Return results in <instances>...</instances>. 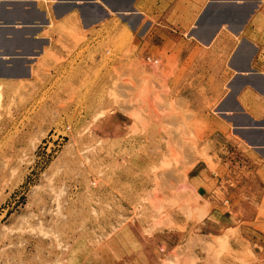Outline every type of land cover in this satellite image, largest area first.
<instances>
[{"label":"rangeland","instance_id":"obj_1","mask_svg":"<svg viewBox=\"0 0 264 264\" xmlns=\"http://www.w3.org/2000/svg\"><path fill=\"white\" fill-rule=\"evenodd\" d=\"M54 5L0 3V264H264V135L221 116L225 65L113 12L25 44Z\"/></svg>","mask_w":264,"mask_h":264},{"label":"crops","instance_id":"obj_2","mask_svg":"<svg viewBox=\"0 0 264 264\" xmlns=\"http://www.w3.org/2000/svg\"><path fill=\"white\" fill-rule=\"evenodd\" d=\"M54 2L56 16L52 23L46 10H39L35 6L37 12L41 13L44 24L37 28L31 25L13 26L14 31L23 32L21 37L25 44L40 40L46 46L59 48V45L51 44L52 41L58 42V33L90 35L99 30L104 31L107 23L115 16L113 13L121 18L122 23L128 22L129 18L134 19V24L126 23L133 32L142 29L143 32L157 34L172 33L167 37V42L159 41L157 47L164 46L165 42L169 47L171 43L175 47V44L182 42L184 64L198 66L200 80L202 75L207 74L209 65H225L223 73L227 76L224 74L223 78L226 90L219 104V110L224 113L221 116L227 122L241 125L240 129H249L258 135H264V127H250V124L264 120V0ZM193 52L195 57L188 61ZM22 59L29 60L28 55ZM6 63L4 67H10ZM217 121L221 123L220 120Z\"/></svg>","mask_w":264,"mask_h":264},{"label":"water","instance_id":"obj_3","mask_svg":"<svg viewBox=\"0 0 264 264\" xmlns=\"http://www.w3.org/2000/svg\"><path fill=\"white\" fill-rule=\"evenodd\" d=\"M9 1L10 0H0V3L1 2H9ZM16 1H19V2H34V0H16ZM3 9L7 10V9H5V7ZM0 26L4 27L3 24H1V23H0ZM32 52H34V51H32ZM13 57H15V56H9V57H6V58H3V56H0V60H9V59H12Z\"/></svg>","mask_w":264,"mask_h":264},{"label":"flooded vegetation","instance_id":"obj_4","mask_svg":"<svg viewBox=\"0 0 264 264\" xmlns=\"http://www.w3.org/2000/svg\"><path fill=\"white\" fill-rule=\"evenodd\" d=\"M5 9L8 10L9 8H6V7H5ZM0 27H2V26H0ZM4 27H9V26H8V25H7V26L4 25ZM3 38L6 39V40H7V39H10V35H8V34H6V33H3Z\"/></svg>","mask_w":264,"mask_h":264}]
</instances>
